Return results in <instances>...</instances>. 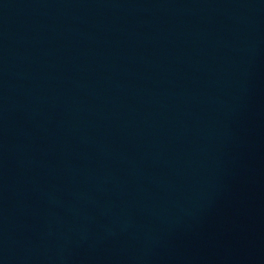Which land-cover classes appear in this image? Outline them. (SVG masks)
I'll return each instance as SVG.
<instances>
[{
  "label": "water",
  "instance_id": "1",
  "mask_svg": "<svg viewBox=\"0 0 264 264\" xmlns=\"http://www.w3.org/2000/svg\"><path fill=\"white\" fill-rule=\"evenodd\" d=\"M0 264H264V0H0Z\"/></svg>",
  "mask_w": 264,
  "mask_h": 264
}]
</instances>
